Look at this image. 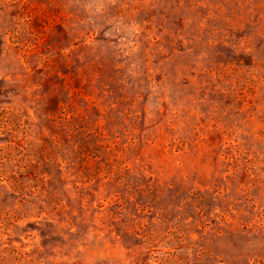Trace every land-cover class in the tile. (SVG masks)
<instances>
[{
	"label": "rangeland",
	"instance_id": "obj_1",
	"mask_svg": "<svg viewBox=\"0 0 264 264\" xmlns=\"http://www.w3.org/2000/svg\"><path fill=\"white\" fill-rule=\"evenodd\" d=\"M0 264H264V0H0Z\"/></svg>",
	"mask_w": 264,
	"mask_h": 264
}]
</instances>
